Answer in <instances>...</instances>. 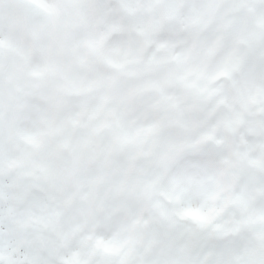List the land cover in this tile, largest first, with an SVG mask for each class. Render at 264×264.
<instances>
[{"label":"clouds","instance_id":"clouds-1","mask_svg":"<svg viewBox=\"0 0 264 264\" xmlns=\"http://www.w3.org/2000/svg\"><path fill=\"white\" fill-rule=\"evenodd\" d=\"M0 264H264V0H0Z\"/></svg>","mask_w":264,"mask_h":264}]
</instances>
